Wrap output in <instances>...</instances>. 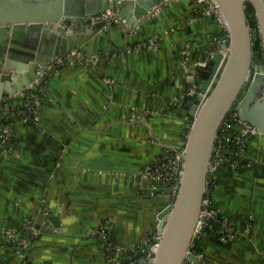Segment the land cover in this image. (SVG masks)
Segmentation results:
<instances>
[{"label": "crops", "instance_id": "crops-1", "mask_svg": "<svg viewBox=\"0 0 264 264\" xmlns=\"http://www.w3.org/2000/svg\"><path fill=\"white\" fill-rule=\"evenodd\" d=\"M227 35L206 4L166 0L133 25L111 22L58 63L38 123L16 119L0 153V264H23V251L31 264H117L153 241L175 169L150 170L178 163L190 95L215 53L225 55ZM231 133L209 188L236 237L202 238L191 264H264V133ZM9 231L20 234L10 241Z\"/></svg>", "mask_w": 264, "mask_h": 264}, {"label": "water", "instance_id": "water-1", "mask_svg": "<svg viewBox=\"0 0 264 264\" xmlns=\"http://www.w3.org/2000/svg\"><path fill=\"white\" fill-rule=\"evenodd\" d=\"M212 1L227 23L228 41L225 55L215 53L207 77L190 95L193 119L180 152L181 173L174 201L157 215L160 239L131 257H118L117 264H185L188 259L198 262L191 247L198 236L196 226L205 206L208 173L224 120L236 111L240 119L264 133V63L260 55L257 63L253 57L254 38L261 37L264 52V0ZM165 2L0 0V97L5 91L22 92L49 63L75 56L114 20L122 18L114 22L133 25ZM249 14L257 21L255 30ZM100 15L104 16L98 18ZM5 55L19 62L3 64ZM22 71L25 73H19ZM207 90L202 98L201 93Z\"/></svg>", "mask_w": 264, "mask_h": 264}, {"label": "built area", "instance_id": "built-area-1", "mask_svg": "<svg viewBox=\"0 0 264 264\" xmlns=\"http://www.w3.org/2000/svg\"><path fill=\"white\" fill-rule=\"evenodd\" d=\"M201 3L206 4L207 13L210 15H214L219 23L226 29L228 33V26L226 21L224 20L218 5L212 0H198ZM156 10V9H155ZM154 10V11H155ZM106 15V14H104ZM104 15H100L98 18L103 17ZM122 18L116 19L117 21ZM114 20V21H116ZM125 25L124 22H122ZM228 38V35L226 36ZM227 40V39H226ZM227 43V42H226ZM93 59V58H92ZM91 59V60H92ZM62 59H58L55 62L49 63L47 65V69L40 73L39 77L33 82L29 87L24 89L22 92L18 94H7L0 97V153L2 152L3 146L5 145L6 141L12 137L14 133V124L16 119L23 120L27 123H38V115L40 112V108L43 105L45 98L47 97V87L46 82L51 75V71L57 67L58 63L62 62ZM57 63V64H56ZM207 91L201 93L202 98L206 97ZM235 125H239L243 132L242 135H251L256 133V129L251 127L246 121H243L239 118V115L236 111H232L231 115L227 116L223 122V125L219 131L218 139L216 142V146L213 152L212 161L210 170L208 173V182H207V189H206V196L203 200L205 206L202 208L200 212V219L196 226V231L198 232L197 238L202 237H210L215 241H218L222 244H227L232 241L236 237V233L232 223L227 219L221 217L218 211L214 208L212 199L210 197V180L209 177L214 170L218 168V165L224 161V148L226 144L232 140V129ZM222 132V136L220 133ZM239 140V139H238ZM174 161L177 160V164L172 165L173 160H164L160 162V164L156 163L153 165L152 173H159L162 171H167L170 174L171 167L174 166L175 172L173 174L174 177V195L177 192L178 182L181 173V165L180 162V153L174 157ZM161 177V174H159ZM170 178V177H169ZM213 222H217L218 228H215ZM26 232H31L34 235L39 234L40 229L35 227L27 226L24 229ZM23 230V232H24ZM20 234L19 231H9L6 235L8 240L15 239ZM160 239V232L157 231V236L152 238L153 241L157 242ZM147 241H149L147 239ZM18 245L24 250L27 246V242L25 238H21ZM192 251V250H191ZM193 252V251H192ZM23 264H31L26 253L23 251ZM194 253V252H193ZM196 254V253H195ZM151 258V257H150ZM192 260H187V263H190Z\"/></svg>", "mask_w": 264, "mask_h": 264}, {"label": "rangeland", "instance_id": "rangeland-1", "mask_svg": "<svg viewBox=\"0 0 264 264\" xmlns=\"http://www.w3.org/2000/svg\"><path fill=\"white\" fill-rule=\"evenodd\" d=\"M250 8H251V6H250ZM252 17L255 19V17L254 16H252V15H250L249 14V23H250V25L252 26V29L253 30H255V29H257V23H256V26H253L252 25V22H251V19H252ZM114 22V21H113ZM261 43H260V39L259 38H254V52H253V57H254V62L255 63H257L256 61H258L257 59L259 58V55L261 56V45H260ZM261 58V57H260ZM261 60H262V58H261ZM207 92H208V90H207ZM231 113L232 112H230L229 113V115H231ZM228 115V116H229ZM225 150L227 149L226 147L224 148ZM174 186H175V184H172V188H171V191H172V199H171V203L174 201ZM158 231V230H157ZM157 231L155 230V231H153V233L151 234V236H149L147 239L148 240H151L152 238H154V237H156L157 236ZM115 262L116 263H118V259H115Z\"/></svg>", "mask_w": 264, "mask_h": 264}, {"label": "trees", "instance_id": "trees-1", "mask_svg": "<svg viewBox=\"0 0 264 264\" xmlns=\"http://www.w3.org/2000/svg\"><path fill=\"white\" fill-rule=\"evenodd\" d=\"M251 22H252V25L253 26H256V23H257L256 19H254L252 17ZM220 135L222 136V132L220 133ZM226 146H228V144ZM180 166L181 165H179L178 167H180ZM213 224H214L215 228H218V225L219 224L217 222H213ZM202 238H204V237H202ZM202 238H196L195 241L193 242V245L191 247V250L194 251L195 253H201V252H203ZM187 264H191V263H187Z\"/></svg>", "mask_w": 264, "mask_h": 264}, {"label": "bare ground", "instance_id": "bare-ground-1", "mask_svg": "<svg viewBox=\"0 0 264 264\" xmlns=\"http://www.w3.org/2000/svg\"><path fill=\"white\" fill-rule=\"evenodd\" d=\"M225 20V19H224ZM260 36V35H259ZM261 38V37H260Z\"/></svg>", "mask_w": 264, "mask_h": 264}]
</instances>
